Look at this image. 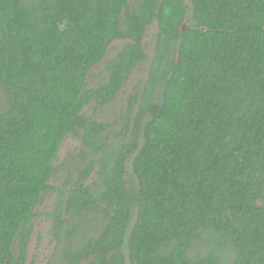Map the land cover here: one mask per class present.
<instances>
[{
	"label": "trees",
	"instance_id": "obj_1",
	"mask_svg": "<svg viewBox=\"0 0 264 264\" xmlns=\"http://www.w3.org/2000/svg\"><path fill=\"white\" fill-rule=\"evenodd\" d=\"M52 191L54 264H264V0H0V264Z\"/></svg>",
	"mask_w": 264,
	"mask_h": 264
},
{
	"label": "rangeland",
	"instance_id": "obj_2",
	"mask_svg": "<svg viewBox=\"0 0 264 264\" xmlns=\"http://www.w3.org/2000/svg\"><path fill=\"white\" fill-rule=\"evenodd\" d=\"M149 32H152V28H150ZM118 47V42H114L113 44V49ZM144 66H142L143 68ZM143 71L140 67L139 72L136 71L135 74L132 76L133 78L137 79L140 76H142ZM136 76V77H135ZM129 83V82H128ZM76 141H73V143H75ZM54 200V197L52 198ZM51 198L47 197L44 199V203L42 204V206H37V210H38V217L34 219L35 222H37L35 228H33V235L31 238V245L29 248V256L27 257V263H29L32 260V257L34 254L38 253V259H37V263L38 264H45L50 260L51 257V253H52V241L50 240H40V242L37 241V238L41 235V237L43 239L48 238L47 235L43 234L45 231H47V225L46 222L47 220H44L46 222H42L41 220L45 219L46 217L48 218V215H44V212H49L52 211V207H50L51 205ZM56 204V203H55ZM52 206V205H51ZM39 215H41L39 217ZM58 253L56 254V256H58Z\"/></svg>",
	"mask_w": 264,
	"mask_h": 264
},
{
	"label": "flooded vegetation",
	"instance_id": "obj_3",
	"mask_svg": "<svg viewBox=\"0 0 264 264\" xmlns=\"http://www.w3.org/2000/svg\"><path fill=\"white\" fill-rule=\"evenodd\" d=\"M112 44H114V42H113ZM64 171L66 172L67 170L64 169ZM60 183H61V181H59V178H58V179H57L56 186H57L58 188L61 189V188H62V185H61ZM57 192H58V191L47 192L46 197H44L43 194H42L43 199H45V198H47V197H50V198H51V201H52V202H51V205H52V206L50 205V207H52V209H53V207H54V204L57 203V201H58V199H57ZM50 194H51V195H50ZM53 197H54V200L52 199ZM43 203H44V200H42V203H41L40 205H38V206H42ZM44 215H45V216L48 215L47 212H44ZM40 216H41V215H39V217H40ZM37 217H38V216H37ZM47 219H48L47 222L44 221V220H47ZM42 222H46V225H47V231H45L43 234L47 235L48 238L43 239V238L41 237V235H40V236L37 238V241L40 242L41 239L44 240V241H45V240H50V241H52V253H51V257H50V260H49L47 263H45V264H54V261H55V260H56V261L59 260L60 249L56 247L57 242L55 241L54 236H53L54 234H53V232H52V230H51V224H50V218H49V215H48V218L46 217L45 219L41 220V223H42ZM36 224H37V222H35V221L33 220V221H32V230H31L30 238H29V241H28V245H27V247H26L27 257L29 256V248H30V245H31L30 242H31V238H32V235H33V228H35ZM57 252H59V253H58V256H56ZM37 259H38V253L33 255L32 260H31L29 263H31V264H38V263H37ZM29 263H27V259H26V263H25V264H29Z\"/></svg>",
	"mask_w": 264,
	"mask_h": 264
},
{
	"label": "water",
	"instance_id": "obj_4",
	"mask_svg": "<svg viewBox=\"0 0 264 264\" xmlns=\"http://www.w3.org/2000/svg\"><path fill=\"white\" fill-rule=\"evenodd\" d=\"M185 25H186V20H184L183 23H182V25H181V31L184 30Z\"/></svg>",
	"mask_w": 264,
	"mask_h": 264
}]
</instances>
